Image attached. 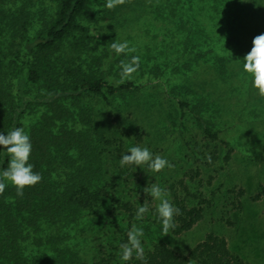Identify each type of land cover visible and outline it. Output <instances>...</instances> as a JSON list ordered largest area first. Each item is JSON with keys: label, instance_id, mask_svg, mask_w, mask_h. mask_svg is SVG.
Masks as SVG:
<instances>
[{"label": "rangeland", "instance_id": "rangeland-1", "mask_svg": "<svg viewBox=\"0 0 264 264\" xmlns=\"http://www.w3.org/2000/svg\"><path fill=\"white\" fill-rule=\"evenodd\" d=\"M104 4L95 5L97 20L89 22L95 46L81 56H100L101 73L118 83L120 62L138 55L139 67L122 82L132 80L141 87L129 97L116 93L108 100H94L102 105L111 128L120 126L119 133L105 136L110 141L106 163L115 208L108 204L110 229L102 222L81 255L90 264L103 258L121 264L118 255L112 261L109 249L126 241L127 231L137 224L136 209L145 203L149 211L137 225L149 221L155 228H143V246L161 236L178 252L188 253L213 232L227 239L231 251L252 264H264V96L250 86L241 63L253 38L264 33V0H120L112 9ZM56 8L52 0H0V37L8 41V49L21 48L23 36L47 27ZM22 22L29 28L23 35ZM114 39L129 41L136 52L127 58L121 53L120 59L109 47ZM73 41L70 36L63 48ZM213 45L216 49L210 51ZM217 54L225 58L222 76ZM26 89L31 95L37 92L34 85ZM200 98L218 140L209 138L193 115L180 116V100L195 104ZM34 119L29 114L24 121ZM225 140L233 148L229 159ZM133 145L147 146L154 155L166 157L171 167L156 173L147 164L121 167L120 154ZM152 183L166 188L177 208L182 203L203 206L202 218L188 230L175 233L171 227L165 234L161 225L155 226L158 201L144 192ZM125 201L133 205L132 211L122 208Z\"/></svg>", "mask_w": 264, "mask_h": 264}, {"label": "trees", "instance_id": "trees-1", "mask_svg": "<svg viewBox=\"0 0 264 264\" xmlns=\"http://www.w3.org/2000/svg\"><path fill=\"white\" fill-rule=\"evenodd\" d=\"M52 1L57 4L53 19L33 36H23L21 48L8 49V41L0 37V132L23 123L32 143L28 162L42 177L26 186L23 195L18 196L10 183L0 192V264H90L80 252L89 250L84 246L102 222L110 229L112 208L108 204L115 208L109 188L112 174L106 163L110 141L105 136L120 129L111 128L102 105L94 100H108L116 93L129 97L141 87L132 80H108L101 73L100 56H81L95 46L89 22L97 20L92 11L105 0ZM19 27L22 35L29 29L25 22ZM70 36L74 41L63 48ZM211 48L215 51L216 45ZM219 55L215 57L219 58L218 74L222 76L225 58ZM29 85L37 86L36 94L25 90ZM179 106L180 116L193 115L209 138H220L203 114L204 99L195 104L180 100ZM29 114L35 119L26 123L24 118ZM224 142L228 146L225 159H229L233 148L230 142ZM7 163L8 154L0 149V171ZM123 207L133 210L129 201L123 202ZM178 208L172 227L175 233L192 228L203 216L201 205L182 203ZM141 224L147 231H154L151 222ZM160 237L153 244L152 237L144 246L145 264H252L231 251L225 237L213 232L188 253L178 252ZM118 250V244L110 247L112 261ZM109 263L103 258L93 264ZM125 264L142 262L133 257Z\"/></svg>", "mask_w": 264, "mask_h": 264}, {"label": "clouds", "instance_id": "clouds-1", "mask_svg": "<svg viewBox=\"0 0 264 264\" xmlns=\"http://www.w3.org/2000/svg\"><path fill=\"white\" fill-rule=\"evenodd\" d=\"M120 0H105L104 7L112 9ZM110 49L119 56L121 53L126 56L135 53L134 46H130L127 40H113L109 45ZM140 57L132 55L128 62H120V81L131 79V74L139 67ZM242 71L247 74L250 86L256 90L257 94L264 96V33L256 35L252 40V47L243 57ZM0 149L8 154V163L0 171V192L10 183L16 188L18 196L23 195L26 186L38 183L42 177L38 172L33 171V165L29 163V156L32 150V143L23 123L8 132H0ZM121 167L133 166L141 167L147 164L153 173L160 172L166 167H171L166 157L154 155L147 146L141 147L133 145L120 154L118 159ZM144 192L158 203L155 214L158 222L162 226L164 233H168L169 228L174 227V217L179 214L180 209L174 206L169 198L167 189L159 184L152 183L144 188ZM149 209L145 203H139L136 209L135 220L142 221ZM144 229L142 226L133 224L127 231L126 241L120 243V251L117 253L121 264L129 261L133 257L145 264V249L142 243Z\"/></svg>", "mask_w": 264, "mask_h": 264}]
</instances>
